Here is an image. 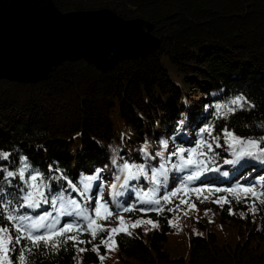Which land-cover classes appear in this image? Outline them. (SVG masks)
Instances as JSON below:
<instances>
[{"label":"trees","instance_id":"16d2710c","mask_svg":"<svg viewBox=\"0 0 264 264\" xmlns=\"http://www.w3.org/2000/svg\"><path fill=\"white\" fill-rule=\"evenodd\" d=\"M54 3L63 12L110 8L125 19L141 17L154 24V32L163 37V45L171 53L156 48L139 58L119 59L108 71L78 58L62 61L43 79L13 81L0 77V152L10 153L7 161L0 158V188L4 193L0 211L7 200H12L9 211L13 207L18 209L14 215L36 218L53 211L51 204H42L39 209H20L15 198L22 195L17 190V185L23 186L22 182L18 176L10 178L11 185L3 180L4 168L18 171L21 158L27 157L29 171L42 173L53 194L63 187L65 196L70 193L90 215L94 216L96 201L108 185L114 206L104 197L101 202L107 204L113 215L98 220L106 229L117 227L118 216L129 226L137 220H151L157 226L141 223L129 227L131 235L114 236L113 251L101 245L107 232H99L95 240L90 233L80 234L79 239L91 241L80 245L85 248L83 253L71 242L53 250L43 244L32 247L26 239L19 245L13 241L9 245L13 249L9 252L11 264H20L22 250L25 264H264V204L260 202L264 199L260 196L264 193V161L245 157L236 165L225 163L234 157L222 132L228 128L242 138L264 136V1L54 0ZM190 58L204 65L201 80L180 68L179 63ZM172 69L180 74L181 81L169 78ZM130 90L134 91L132 97ZM62 93L75 97L73 112L77 117L73 122H60L52 114L46 117L47 111L43 109L47 107L40 103L52 101L51 98ZM237 96L249 103L227 117L218 112L217 104L231 106L230 101ZM6 109L8 112H3ZM36 109L45 115L38 117ZM15 110L21 113L13 114ZM209 125L214 128L212 135L220 137L221 147H216L207 133L200 132ZM201 138L212 143L213 151L208 152L207 148L202 151L214 157V162L209 163L202 156L194 159L204 160L208 168L218 170L198 172L199 179L187 181V175L194 169L184 172L172 169L166 183L160 177L158 190L148 196L137 195V191L146 193L154 187L143 176L129 180L127 188L121 187L125 175L121 167L125 163L158 168L162 160L156 156L157 152H164L163 159L168 160L177 147H195ZM162 141L168 142L166 150ZM145 146L147 159L142 151ZM184 155L187 157L188 153ZM177 160L178 157H171L172 163ZM225 172L227 176L223 175ZM61 174L77 188H82L80 181L84 177L97 175L88 192L91 200L84 203L63 178L49 181ZM184 184L187 187L170 202L161 200L160 205L145 202L160 199ZM246 187L254 188L260 199L243 192L234 195L223 191ZM221 197L230 203L214 202ZM125 207L133 210L124 212ZM160 207L163 212L141 211ZM7 214L0 215V227H8L14 238V222L7 221ZM65 217L60 218V227L73 219ZM94 246H99V251H93ZM100 256L105 259L101 261Z\"/></svg>","mask_w":264,"mask_h":264},{"label":"snow or ice","instance_id":"6c2138e0","mask_svg":"<svg viewBox=\"0 0 264 264\" xmlns=\"http://www.w3.org/2000/svg\"><path fill=\"white\" fill-rule=\"evenodd\" d=\"M249 102L244 97L237 96L236 98L230 101V105L228 103L225 104H217L216 109L223 112V115L227 117L228 114H234L237 108L243 109L245 104ZM214 128L209 125L200 129L201 133H207L208 136L215 141L216 147H221L219 140V136H213L212 133ZM224 142L228 147V150L232 153L234 159L226 160L225 163L236 165L243 158H255L257 160L264 161V147H261L264 144V136L259 139L252 138H242L235 134V132L230 131L228 128H224L222 130ZM163 148L166 150L168 148V142L162 141ZM203 148H207L208 152L213 151L212 143H209L208 140L201 138L195 147L184 148L177 147L175 151H173L168 160H164V152H157L156 156L161 157L162 162L159 164L158 168H150L146 169L145 165H135L125 163L121 167V172L124 175L123 184L121 187L127 188L129 180H139L141 176L145 177L149 180L154 187L150 188L148 192L142 193L137 191L138 196H148L150 193L154 194L158 190V186L161 184L160 177L164 178V182L166 183L167 174L170 170L175 169L180 172H184L188 168L194 169L187 175V181H194L199 179V174H202L203 171H215L218 169L208 168L205 164L204 160H207L209 163L214 162V157H209L208 152L202 151ZM145 153L146 159L149 157L147 153V146L142 150ZM187 152L188 156L185 157L184 153ZM10 153L8 152H0V158L7 161L9 159ZM176 156L178 160L176 163L171 162V157ZM202 156L204 160L194 159V157ZM151 159H155V157H151ZM27 157H23L20 160L21 166L18 171L7 170L6 168L3 171L6 173L3 176V180L7 182L8 185H11L12 180L10 178L19 177V180L22 182L23 186L17 185V190L22 195L17 196L15 199L19 201V208H29V209H39L42 204H51L52 210L56 213L53 215V211L45 212L42 215H39L36 218L28 214H20L14 215L13 213L18 211L17 208L13 207L11 211H9V206L12 205V200H7L3 203L2 211H0V215H3L4 212H7V221L14 222L15 227V237L10 234L8 227H0V264H11L9 260V252L12 251L9 245L13 244V241L16 245H19L22 239L28 240L32 247H39L43 244L45 247H50L53 250H59L61 244H71L80 252L83 253L85 248L80 247L85 243H91V241H84L79 239V235L82 233H90L92 240H95L97 234L99 232H107L108 235L106 238L101 240V245L105 246L109 251L115 250L116 241L114 236L120 233H125L127 235H131L129 231V227H138L141 223H149L152 224L153 227L157 225L151 221H140L137 220L130 226L127 225L122 216H118L117 220L119 221L117 227H113L111 229H106L103 225L98 224V220L104 219L107 220L109 217L113 215L110 211L106 203L101 202L102 197L98 198L96 201V207L93 209L94 216L90 215L86 208L81 206V203L78 202L75 198L71 197L69 193L68 196H65V189L57 193L53 194L51 192L50 182H45L43 179V174L38 171L30 172V165L26 162ZM171 165L169 168L168 165ZM149 171L151 175H149ZM26 173L27 178H26ZM223 175L227 176L228 173L225 172ZM65 179L66 177L55 176L50 177L49 181L52 179ZM98 178L97 175L87 176L81 179L80 183L82 188H77L72 181L67 180L68 187L72 189V191L78 193L79 196L83 197L85 202L91 200V197L88 195L90 191L92 181ZM120 177H117L119 180ZM116 185H113L115 188ZM187 187L186 184L182 185L181 188H178L167 195H164L160 199H154L150 201H145L147 203H153L155 205H160L161 200L165 202H170L172 197H177V193L182 190V188ZM45 190H47V195L45 194ZM195 191L199 192L200 189H196ZM217 192L221 191V189H216ZM223 191H227L229 193H233L234 195L237 192H243L245 194H251L252 197L260 199V196H264V193H261L260 196L257 195L256 191L252 187H246L241 189H225ZM4 197L3 189L0 188V198ZM51 197V199H49ZM239 199V197H237ZM223 200L224 203H230V201L226 197H221L220 199L214 201L215 203H220ZM260 202L264 204V199H261ZM181 204L185 203L182 199L180 201ZM195 208V205H192ZM132 208L125 207L123 208L124 212L132 211ZM155 210L157 212H163L164 208H156V209H141V211H150ZM172 209H169L171 211ZM255 211V209H252ZM230 214H231V210ZM72 217L71 222L65 223L62 227H60L61 217ZM86 222V223H85ZM44 231L40 233V230ZM40 233V234H34ZM72 233V235H69ZM28 252L32 251V248L26 249ZM93 251H99V246H94ZM99 259L103 261L105 259L104 256H100ZM20 264H25V256L23 254V250L19 256Z\"/></svg>","mask_w":264,"mask_h":264},{"label":"water","instance_id":"95a60500","mask_svg":"<svg viewBox=\"0 0 264 264\" xmlns=\"http://www.w3.org/2000/svg\"><path fill=\"white\" fill-rule=\"evenodd\" d=\"M102 14L104 16H101ZM106 15L113 20L104 18ZM110 23L116 26L115 36L110 34L111 31L108 29ZM101 26L106 27L102 29L103 33L98 32ZM125 30L130 34L138 33L139 37H144L145 34L152 35L151 26L144 19L140 17L125 19L110 8L63 12L56 6L54 0H0V49L7 52L5 57L0 54V77L11 78V73L23 72L24 68L34 70L37 67L42 70L50 56L68 54L69 51L97 63L90 56L91 47L99 54L101 50L91 45L85 47L86 42L90 39L94 41V38L101 36L98 41L101 46L107 43L109 47L112 42L120 48L119 51H122L125 40L120 41L119 38L123 37L117 38L116 35L120 36ZM82 37L86 42L84 39L82 42ZM85 49L90 51H83ZM67 57L72 59L71 55H67L54 66Z\"/></svg>","mask_w":264,"mask_h":264},{"label":"rangeland","instance_id":"374dc122","mask_svg":"<svg viewBox=\"0 0 264 264\" xmlns=\"http://www.w3.org/2000/svg\"><path fill=\"white\" fill-rule=\"evenodd\" d=\"M94 10L95 9H100V8H93ZM101 16H104V14H102ZM106 19H109L110 16L109 15H106V17H104ZM141 18V17H140ZM111 19V18H110ZM132 19V18H131ZM143 19V18H142ZM113 20V19H111ZM110 21V20H109ZM100 23V22H99ZM147 23L151 26V31L150 34H145V36L143 37H140L141 38V41L142 40H147V45L146 47L142 50V51H136L135 53H130L127 51V53H120L122 55H119L117 56L115 59H111L110 61H101L102 64H99L98 62V59H99V53H97L95 51V48H92V52L90 54L92 60H95L97 63H93L91 62L92 64H95L99 69H101L102 71H108L115 63L117 60L119 59H134V58H139V57H142V54L146 55L150 49L153 50L157 48V50H162L163 52H166V53H171V49L168 48L166 45H163L164 44V40H163V37L160 36V34L158 32H154V24H151L150 22L147 21ZM111 24V23H110ZM113 25V24H112ZM97 26V25H96ZM99 26V25H98ZM111 25H108V29L111 31L110 34L112 33L113 36H115L114 34V30H115V25H113L112 27H110ZM104 27V26H103ZM110 27V28H109ZM106 28V27H105ZM146 29V28H145ZM106 31V30H105ZM118 30H116L117 32ZM104 32V31H103ZM102 32V33H103ZM107 32V31H106ZM158 33V34H157ZM120 34V33H119ZM97 35V33H96ZM130 35V32L129 31H124L122 32V34L119 36V35H116L117 38L119 37H123V38H119L120 40H125V37ZM155 36V37H153ZM139 37V36H138ZM94 37H92V40H93ZM95 39V38H94ZM112 43V42H111ZM87 44V45H86ZM86 44L84 45L85 47L88 46V45H91V46H94L96 47L97 49L99 48V50H101V44L99 42H95V41H88L86 42ZM83 46V47H84ZM151 47V48H149ZM126 50V49H124ZM83 51H90V49H85ZM90 53V52H89ZM81 54V53H80ZM67 55H71L72 59L69 57H67L65 60H77L78 58H82L84 59L87 63H90V61L88 59H86L85 57L83 56H79V54H75L71 51L68 52V54H54L52 55V57L50 56L47 60V63L44 65V68L42 70H39L37 67L36 69L32 70V69H29V68H24V71L23 72H13L11 73V78H7L8 80H13V81H21L22 79L25 81L26 79H43V77L46 76L47 74V70L56 65L58 62L61 61V59H64V57H66ZM74 58V59H73ZM118 58V59H117ZM60 64V63H59ZM58 64V65H59ZM180 64V68L184 71H187V74L188 75H191L192 74L194 76L197 77V79L201 80L202 78L200 77V75L203 74V71L201 69L204 68V65H202V63H198L197 60L195 59H188V60H185L184 62L182 63H179ZM52 65V66H51ZM56 67V66H54ZM53 67V68H54ZM35 68V67H33ZM38 69V70H37ZM17 73V74H16ZM169 74H170V79L173 80H180L181 81V76L180 74L175 71L174 69L172 70H169ZM34 77V78H32ZM193 84H195L196 82L194 80H192ZM130 94H131V97L134 95V91L133 90H130ZM199 93H197L196 97H198ZM73 97V96H72ZM70 97L68 96V94H65L62 93V94H59L57 95L56 97H54V99H50L52 101H42L40 103H42V105L46 106L47 108L43 109V110H46L47 113L46 115L44 113H42L41 110H37L36 109V114L38 115V117H42L43 114L47 117V116H51L52 117H55V118H58L60 120V122H64V121H70V122H73L74 119H76L77 115L74 114L73 112V109H74V104H75V97ZM38 105V104H37ZM39 108V107H38ZM7 109L3 112H6ZM8 112V111H7ZM21 113V111L19 110H15V113L13 114H16V113ZM49 114V115H48ZM17 115V114H16ZM37 117V118H38ZM58 123V122H57ZM107 190H106V193L102 194V197H109V193H110V189H108V187L106 186ZM109 200V199H108ZM110 201V200H109Z\"/></svg>","mask_w":264,"mask_h":264},{"label":"bare ground","instance_id":"6f19581e","mask_svg":"<svg viewBox=\"0 0 264 264\" xmlns=\"http://www.w3.org/2000/svg\"><path fill=\"white\" fill-rule=\"evenodd\" d=\"M112 26L113 25L111 24L110 27H112ZM102 29H105V27L101 26V28L98 32H102ZM138 36H139L138 33H136V34H130V35L125 37V41L123 42L125 45L122 48H124L126 50L119 51L120 48L115 46L114 43H110L109 47H108L107 43L102 45L100 47L101 52H100L99 59H98L99 64H102L103 61H110L111 59L112 60L115 59L117 57V55H121L120 53H127V51L130 53H135L136 51H142L147 45V40L141 41V38ZM83 39H84V37H82V42L85 40V39L84 40ZM99 39H101V36H99L98 38H95L94 41L98 42ZM80 40H81V38H80ZM85 42H86V40H85ZM119 44L121 45V43H119ZM6 53L7 52H5V50L0 49V54L2 55V57H5L7 55Z\"/></svg>","mask_w":264,"mask_h":264}]
</instances>
